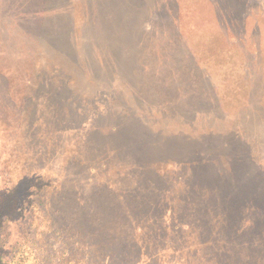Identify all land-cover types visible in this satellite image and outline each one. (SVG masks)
<instances>
[{"label": "rangeland", "instance_id": "obj_1", "mask_svg": "<svg viewBox=\"0 0 264 264\" xmlns=\"http://www.w3.org/2000/svg\"><path fill=\"white\" fill-rule=\"evenodd\" d=\"M10 1L0 0V77L1 84L7 86L6 91L0 85V123L9 124L0 125V135L7 130L12 143L9 130L15 118L7 102L21 105L29 90L26 81L31 85L43 66L63 76L50 86L54 93L49 96L66 93L71 97L64 101L66 106L72 101L78 108L79 102H84L77 97L102 96L98 89L106 87L108 107L103 112L106 118L99 123L101 134L107 136L113 126L120 132L124 127L132 133L134 145L144 143L151 157L158 155L151 166L169 178L172 186L169 218L177 217L179 228L186 225L189 229L180 231L179 249L187 253L201 250L207 255L204 264H264V231L253 232L264 224V197L228 209L216 204L221 196L218 193L202 195L207 189L213 192L221 174L231 187L243 179L249 181L244 174L252 168L251 159L264 171V0H143L141 5H135V0L121 8L124 18L119 21L96 19V15L92 21L97 26L121 27L116 29L121 35L131 34L128 29L133 27L147 28L145 37L137 38L138 48L143 46L140 65L132 64L126 54L104 56L102 49L117 51L108 45L121 39H105L96 26L84 35V42L80 35L68 37L64 44L67 56L62 44H51L55 47L50 50L48 35L33 36L28 30L29 24H47L51 31L72 25L76 34L81 24L89 22H84L80 13L111 9L105 0H17L15 12L7 7ZM135 6H142L143 14L127 19L124 10L134 11ZM97 41L105 47H96ZM80 42L86 43L85 51L77 46ZM121 57V67L115 71ZM80 64L90 68L81 71ZM98 102V109L104 110L102 101ZM33 107L28 104V115ZM129 125L132 131L127 129ZM134 127L141 133H134ZM103 137L97 138L98 143ZM236 152L245 154V161L235 162ZM199 162L208 167L204 175L212 170L215 178L210 183L201 175L190 176ZM110 174L115 175L112 169ZM190 194L195 198L202 195L200 207L210 213L205 214L210 231L200 234L201 225L194 216L185 221L187 212L194 209ZM255 237L261 239L260 244H247ZM246 241L247 245L240 247ZM222 253L229 260L223 259Z\"/></svg>", "mask_w": 264, "mask_h": 264}, {"label": "trees", "instance_id": "obj_2", "mask_svg": "<svg viewBox=\"0 0 264 264\" xmlns=\"http://www.w3.org/2000/svg\"><path fill=\"white\" fill-rule=\"evenodd\" d=\"M134 1L105 0L111 9L81 12L84 22H89H83L76 34L70 24V28L59 26V31L47 30V24H29L28 30L33 36L48 35V47L54 50L56 44L64 46L71 36L76 39L80 35L83 41L84 35H88L96 26L105 39H121L108 45L116 47L117 51H108L104 42L97 41L96 47L99 44L105 47L102 49L104 56L109 53L119 56L126 54L128 60L132 58V64L140 65L139 56L143 46L138 48L137 38L143 39L147 28L133 27L128 29L132 31L131 34L126 32L121 35L116 30L121 27L110 30L109 26H97L92 21L96 15V19L119 21L124 18L121 8ZM142 2L136 0L134 4L141 5ZM18 3L12 0L7 7L15 12ZM141 7L135 6L134 11L124 10L125 17H139L145 10ZM83 42L77 45L81 51L86 48ZM67 53L64 46L66 56ZM122 59H118L115 71L121 67ZM37 64L34 63V66ZM45 68L49 69L43 66L34 74L31 85L26 81L29 90L22 98V108L16 101L7 102L15 119L9 130L13 136L12 143L7 130L0 135V264H204L203 259L207 255H203L201 250L187 253L179 249L177 237L181 230L189 229L186 225L179 228L177 217L174 220L169 218L171 199L168 197L172 193V186L169 185V178L151 166L159 159L158 155L151 157V151L146 149L144 143L134 145L132 133L129 135L124 127L120 132L119 128L113 126L107 136L101 134L99 123L106 118L103 112L108 107L104 101L109 92L106 87L98 89L102 96L92 93L89 99L85 95L77 97L84 102H79V105L84 106L78 105L77 108L72 101L66 106L64 101L71 98L66 93L49 96V93H54L50 86L57 84L63 76L52 69L43 72ZM87 68L90 66L84 64L79 70L86 71ZM147 70L151 71L152 68ZM123 81L126 83L125 79ZM1 83L0 77V85L7 91L5 82L4 85ZM97 96L102 99L98 100ZM184 99L187 100V97ZM98 101H102L104 110L102 107L98 109ZM173 101L171 98L170 102ZM28 104L34 105L29 115L25 111ZM135 119L132 115V124ZM8 126L6 123L5 127ZM129 128L131 130L133 127L129 125ZM133 131L141 133L135 127ZM100 136L104 137L98 143ZM235 155V162L245 161V154L236 152ZM252 160H249L252 168L244 174L249 181L243 179L231 187L221 174L217 177V184L213 183L216 185L213 192L207 189L202 195L218 193L221 196L216 198V204L225 205L228 209L237 207L236 203L245 204L248 199H262L264 171ZM206 168L204 162H199L189 172L190 176L201 175L210 183L215 176L211 169L204 175ZM111 169L114 177H111ZM196 181L200 179L196 177ZM202 195L195 198L190 194L194 199L191 202L194 209L183 213L186 214V222L190 216L197 218L203 228L200 226V234L211 230L208 220L205 221V214L210 213L200 207ZM208 198L211 200V197ZM233 199L238 200L233 202ZM257 228L253 230L254 233L264 231V224ZM260 242L261 239L255 237L248 243L242 242L240 247L247 244L254 246ZM220 255L229 260L223 253Z\"/></svg>", "mask_w": 264, "mask_h": 264}]
</instances>
